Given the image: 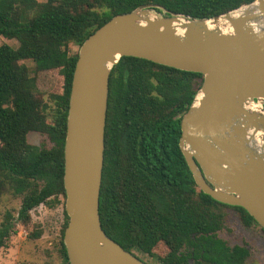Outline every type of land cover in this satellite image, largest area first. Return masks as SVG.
Instances as JSON below:
<instances>
[{"label":"trees","instance_id":"trees-1","mask_svg":"<svg viewBox=\"0 0 264 264\" xmlns=\"http://www.w3.org/2000/svg\"><path fill=\"white\" fill-rule=\"evenodd\" d=\"M254 1L0 0V37L19 43L0 45V203L7 195L21 198L17 216L8 210L0 223V250L17 233L16 225L30 223L32 210L65 200L64 146L74 70L81 45L97 29L146 4L158 5L154 10L160 13L208 19ZM71 44L78 52L70 53ZM52 70L63 76L64 87L62 94L49 95V110V103L36 98V74ZM203 80L200 73L137 57H121L110 75L101 224L124 249L139 250L159 264H246L250 249L230 246L219 234L229 209L239 213L245 228L259 225L244 208L201 191L180 148L182 117ZM31 132L47 136L52 147L30 144ZM63 213L59 253L62 264H70L65 201ZM41 235L33 231L30 238ZM159 243L168 249L164 256L153 252Z\"/></svg>","mask_w":264,"mask_h":264},{"label":"water","instance_id":"water-1","mask_svg":"<svg viewBox=\"0 0 264 264\" xmlns=\"http://www.w3.org/2000/svg\"><path fill=\"white\" fill-rule=\"evenodd\" d=\"M255 3L260 14L232 20L231 33L205 26ZM154 8L116 15L79 49L64 146L70 264H149L105 233L99 212L110 75L121 57L204 76L200 100L182 117L180 148L201 191L244 208L264 230V115L248 109L264 99V0L208 19L168 10L151 17ZM256 17L261 24L253 29ZM179 21L183 35L173 28Z\"/></svg>","mask_w":264,"mask_h":264},{"label":"rangeland","instance_id":"rangeland-1","mask_svg":"<svg viewBox=\"0 0 264 264\" xmlns=\"http://www.w3.org/2000/svg\"><path fill=\"white\" fill-rule=\"evenodd\" d=\"M40 3L46 0H36ZM154 9L148 11L151 17L163 15ZM226 27V26H225ZM8 44L16 48L19 43L16 39H6L0 37V45ZM71 54L78 52L75 44L69 46ZM25 64L32 69V62L25 61ZM34 75V73H31ZM37 78V100L49 103V110H52L51 94H62L64 87V78L58 70L39 72ZM30 144L38 146L52 147L49 138L38 132L28 134ZM64 199L60 197V203L54 207L40 205L30 212L31 221L28 225H16L17 233L9 240L8 245L0 250V264H62L63 259L59 253V243L61 239V229L65 223L64 217ZM21 205V198H14L7 195L0 203V223L6 211L10 210L17 216ZM226 220V228L220 232V237L224 239L230 246L241 245L250 249L251 256L246 264H264V232L257 224H253L250 228H245L241 221L239 213L234 209H229ZM33 231H41L42 235L39 239L30 238ZM153 252L157 256H164L168 249L163 243H159ZM133 253L143 261L149 264H159L154 258H151L139 250Z\"/></svg>","mask_w":264,"mask_h":264},{"label":"bare ground","instance_id":"bare-ground-1","mask_svg":"<svg viewBox=\"0 0 264 264\" xmlns=\"http://www.w3.org/2000/svg\"><path fill=\"white\" fill-rule=\"evenodd\" d=\"M259 14H260V10L258 7V3H255L251 6L243 7L241 9L231 13L227 17H222L219 20H217L216 22H212V21L207 22L205 26L211 31H219L222 33H231L232 27L230 25V22L232 20L239 19V18L246 16V15L253 17V16H258ZM260 24H261L260 17H256V19L251 20L248 23V25L250 27H252L253 29H257L258 27H260ZM182 25H183V23L181 21L175 22L173 25V28L175 29V31L178 35H183L185 32L184 29H181ZM201 96H202V94L200 93L198 96V101L200 100ZM198 101H197V103H198Z\"/></svg>","mask_w":264,"mask_h":264},{"label":"built area","instance_id":"built-area-1","mask_svg":"<svg viewBox=\"0 0 264 264\" xmlns=\"http://www.w3.org/2000/svg\"><path fill=\"white\" fill-rule=\"evenodd\" d=\"M248 109L264 115V99L255 100L252 104L248 106ZM25 264H38V263H25Z\"/></svg>","mask_w":264,"mask_h":264}]
</instances>
